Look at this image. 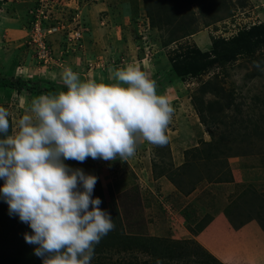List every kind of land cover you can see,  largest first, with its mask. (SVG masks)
I'll return each mask as SVG.
<instances>
[{
    "label": "rangeland",
    "instance_id": "374dc122",
    "mask_svg": "<svg viewBox=\"0 0 264 264\" xmlns=\"http://www.w3.org/2000/svg\"><path fill=\"white\" fill-rule=\"evenodd\" d=\"M36 19L48 59L30 43ZM239 35L244 42L234 49L228 42ZM257 61L264 0H0V77L27 82L21 90L0 84L9 134L42 95L29 83L66 90L69 67L81 79L112 83L116 70L134 66L174 108L164 146L141 140L124 161H66L97 175L93 195L115 225L91 264H264ZM26 232L0 200V264H42Z\"/></svg>",
    "mask_w": 264,
    "mask_h": 264
},
{
    "label": "clouds",
    "instance_id": "9594fccd",
    "mask_svg": "<svg viewBox=\"0 0 264 264\" xmlns=\"http://www.w3.org/2000/svg\"><path fill=\"white\" fill-rule=\"evenodd\" d=\"M255 67L264 71V61ZM110 79H81L65 68L66 90L34 99L13 134L0 105V200L30 227L24 239L42 264H91L95 245L115 227L93 195L97 175L66 161H124L141 140L168 143L174 108L156 81L134 66Z\"/></svg>",
    "mask_w": 264,
    "mask_h": 264
},
{
    "label": "trees",
    "instance_id": "16d2710c",
    "mask_svg": "<svg viewBox=\"0 0 264 264\" xmlns=\"http://www.w3.org/2000/svg\"><path fill=\"white\" fill-rule=\"evenodd\" d=\"M244 42V37L242 36H235L233 38L230 39V41L228 43H232V47L235 49H241L242 43ZM230 47V46H229ZM179 71V70H178ZM181 71H179L180 73ZM24 83L27 84V82L21 80V79H16V80H11L10 78H4V77H0V84L9 88H13L16 90H21L23 88L22 85H24ZM30 88L29 90L33 93H41V94H55V90H54V86H49L47 88H45L44 90H42V88L39 87V84L37 82H31L29 83Z\"/></svg>",
    "mask_w": 264,
    "mask_h": 264
},
{
    "label": "built area",
    "instance_id": "2783aa9c",
    "mask_svg": "<svg viewBox=\"0 0 264 264\" xmlns=\"http://www.w3.org/2000/svg\"><path fill=\"white\" fill-rule=\"evenodd\" d=\"M34 31L33 33L31 34V40H30V43H34L38 48H39V55L40 57L42 58H45V59H48V57L51 56V50L48 46L47 43H45V39H44V35L42 34L41 30L42 28L40 29L39 27V19H36V22L34 24V27H33ZM56 30V28H48L47 32H52ZM44 31V30H42ZM78 33L75 34V36H78L77 35Z\"/></svg>",
    "mask_w": 264,
    "mask_h": 264
},
{
    "label": "crops",
    "instance_id": "0c3cea01",
    "mask_svg": "<svg viewBox=\"0 0 264 264\" xmlns=\"http://www.w3.org/2000/svg\"><path fill=\"white\" fill-rule=\"evenodd\" d=\"M218 223H220V222L218 221Z\"/></svg>",
    "mask_w": 264,
    "mask_h": 264
}]
</instances>
